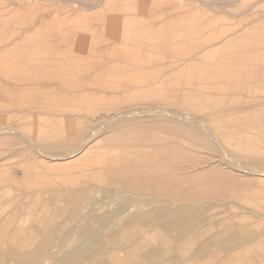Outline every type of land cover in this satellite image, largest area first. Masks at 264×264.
Instances as JSON below:
<instances>
[{
	"label": "rangeland",
	"instance_id": "374dc122",
	"mask_svg": "<svg viewBox=\"0 0 264 264\" xmlns=\"http://www.w3.org/2000/svg\"><path fill=\"white\" fill-rule=\"evenodd\" d=\"M169 1H170V3H169ZM206 1L211 2L212 0H206ZM227 1L228 0H225L224 2H223V0H213L212 2H219L220 4L224 3L223 6L221 5L222 7H219L216 9L205 7L203 5V3H200L197 1H192V2L190 1L192 3L191 9L187 11L186 8H181V7L179 9L177 8V7H179L177 0H160L159 4L161 7L159 8V10H161V11H159V12L161 14L159 16H160V18H162V17L165 18L163 23H166L165 26L167 25L166 27H168V29L167 28L166 29L169 30V34H171L172 31H175V29H173V26H175V25L172 23L173 19L175 18L174 16L175 15H177V16L183 15L184 13H190V14L192 13L195 20L198 21V23L201 22L200 24H201V26H203L202 28L204 29V30L202 29L203 33H207V30H208V34H211L212 31L215 33L219 32V31L213 30L217 25V22H215V20H216L218 14L220 16L223 15L222 16V18L224 17L223 21L218 22V24H219V26H221L220 30L222 28H225L226 36L227 35L229 36V34L231 33V29L233 30L234 25H235L234 28L239 29L241 27H238V25H240L241 23H249V21L250 22L253 21L252 13L256 10H254V7H251V6H252V3L254 1L257 2V0H242L241 3H239L237 6H234V9L232 6L230 7V5L228 6L227 4H225V2H227ZM261 1L264 2V0H258V2H261ZM44 4H45V2H44ZM261 5H262V3H261ZM2 7L3 6L0 4V12L2 11L1 10ZM227 7H228V9H227ZM221 8L223 9L224 12L220 11ZM41 9L42 8L32 9L33 13H36V14H33L31 16V19H34L35 15H38V17L36 19H34V21L31 20L32 21L31 23H34L35 25H37L39 23L41 24L40 17L43 18V16L46 17V19H47V17L49 16L48 13H44L45 11L43 9L42 10ZM250 9H252V11ZM258 9H260V8L258 7ZM247 11H251V12L248 13ZM2 12L0 14V18H1L0 22H2L0 26H3L4 28L7 27L6 28L7 30L14 28L15 25L19 26L17 20H14L13 17L8 16V18L6 20L3 19V17H1V16H3ZM216 12H217V14H216ZM258 14H259V11H258ZM133 15H134L135 19L132 22L136 23L135 21L137 20V21H139V23H136V25L132 24L131 26H129V29L137 28V30L135 32L141 33V34H146L147 33L146 31H148L147 26H148L149 22L148 21L146 22L145 19H144L145 21L142 20V16L138 17L136 12L130 13L131 17ZM140 15H141V13H140ZM237 15H239V18L237 17ZM209 16H210V18H209ZM231 17L233 20L231 19ZM167 19H169V20H167ZM239 20H240V22H239ZM170 21H171V23H170ZM78 24H79V21L74 22L71 25V27L76 28L77 31L88 30L86 28H83L82 26H78ZM95 24L98 25V22H94L93 24H90V26L92 27ZM157 25H154V26H157ZM37 26H39V25H37ZM43 27L49 28L51 26H50V24H43ZM57 28H58L57 26L52 27L51 29L49 28L47 31V34L44 36L46 41H49V46L52 43V47L56 50V48L58 47V44H60V46L62 48L61 50L65 51V54L68 52H72L71 51L72 47L70 45L72 43H74V41H76V38L71 37L70 34H67L65 37L62 38L63 39L62 41H61V39L59 40V38L55 37V36H57V33L59 32L58 31L59 28L58 29ZM100 29L101 28H99V26H97V28H95V29H92L93 32L91 35L80 34V32H77L78 34L83 36V38L78 37L77 40H80V42H83V41L84 42L85 41L92 42L91 40H94V41H97L100 43L101 42H103V43L107 42L108 43V42H113L115 40H118L119 34H121V37L124 40L125 39L128 40V38L130 39V37H126L125 32L121 33L117 27L112 28L111 30H105V29L100 30ZM65 32L68 33V31H65ZM87 32L88 31H86V33ZM3 34L0 35V40L3 39ZM174 38L184 39L186 42H192V43L199 42V41L203 40L201 35H198V36L187 35V37L186 36L182 37L178 34V36H176ZM155 39L161 40V37L160 38L155 37ZM169 39H172V38H169ZM198 39H199V41H198ZM189 40H191V41H189ZM192 40H194V41H192ZM208 40L211 42L213 41L211 36H209ZM32 46L34 47V49H38V47L36 45L33 44ZM45 48H44V50H47V48L50 49V47H46V46H45ZM196 48H197V46H196V44H194V49H196ZM241 50L242 49L240 47V50H238V51H241ZM227 52L228 51L226 50L225 53L227 54ZM230 54H233L232 56H235L238 54V52H235V51L232 52L231 51ZM240 54H242V52H240ZM224 57H223V59L221 58L223 60V63H222L223 65H226L228 63L231 67H235L236 69L241 68L238 70L245 71V70H243V67H241V66H244L243 63H245V62H242L240 60L241 57H239L238 61H232L233 58L228 59V58H230V56L227 57L225 55ZM226 59L231 60V62H226L225 61ZM217 60H218V57L217 58L216 57H212V58L209 57L208 59L204 60L203 62L202 61H199L198 63L194 62L197 66H195L191 70L184 69L185 66H183L184 65L183 60H174V59H161L158 61L153 60L151 63H149V65H147L149 68L147 66H144L143 67L144 69L143 68L141 69L142 73H144L146 71L144 74H142L140 72L142 75L141 74L139 75V72H138V74H136L135 71H133L134 72V74H133V73H131L132 71L130 72L129 70H120V68H117L116 71H114L113 73L112 72H110V73L109 72L108 73H105V72L99 73L100 71L99 72L98 71H93V72L90 71V73H89V71L87 72V70L86 71L76 70V71H73L70 73H57V71L56 72L52 71L51 72L52 74L51 73H46V74L41 73L40 74V73H33V72H29V73H25V74L11 75V76L5 75V74H0V128H2V127H16V128L22 129L26 134L30 135L31 137H35L38 140V142L41 143V145L39 144V146L41 148L40 150L45 151L44 153L48 152V155H49V153L50 154H53V153L59 154V152H60V154H62L66 151L68 152V150L69 151L74 150L78 146L77 139L82 135H83L82 137L87 136V134L90 131V127L93 125V122H94L93 119L97 118L98 117L97 115L103 114V112L106 113V112H110V111L113 112L114 110L132 109L128 105H131V107L134 106L133 108H135V109L138 107L137 109L139 111L144 112L145 109H147L146 111H149L148 110L149 108L151 109L152 106H156L155 104H157V106H158L159 104L162 105L164 103L163 107H165L164 105H168V106H166V108L170 107V105L172 104L171 109L168 108L172 111H173L172 108H174V111H177L179 108L181 110L184 109L185 111L198 113L199 116H201L202 118L204 117L203 119H207V117H208L207 121L210 122L211 126L214 129H216L219 136L223 139L222 142L224 143L228 152L232 153L233 155L235 154L236 155L235 157L238 158L237 160L240 162L242 161L243 164L247 168L251 169L250 170L251 172H253V174L250 175V177H248L249 178L248 180H250V179H254V180L252 182H251V180L248 183L246 182L244 184V186H240L239 184H235V186L229 185L227 187L226 186H222L220 188L217 187L215 194L210 193L211 195L204 196L202 198L203 202L200 201L201 199L195 200V201H190V202L187 201V203L190 204L194 208L195 212L197 209L201 213L202 218L199 217V218L195 219V222L191 223V225L194 226L192 228L193 232L191 234L186 235L183 238H179V240H178L177 232H173L171 234L165 233L160 228V225H159V227H156V228H149V227H145V226L140 227L139 233L133 235L132 237L126 236L122 239H119L116 242H111L108 239V235L104 234L102 237L104 244L102 246L109 247V248L104 250V252L101 251L102 256H100L99 259L103 264H104V262H105V264H141V263H143L142 262L143 258H145L146 255H147V257L151 256L152 253L154 252V250H155V252L158 253V255L154 258H151V259L149 258V260H147V257H146L145 261H147V262H145V263H148V261H149V263H152V264H161V263L162 264H264V234H263L264 233V176H262L261 174H259V176H258V175H256L257 173L254 174L255 171L259 172V171L264 170V162H263L264 161V69L262 67L264 65V60L262 62H258L257 66H259V67L256 68V66H255V69H252L251 73H248L247 71H245L244 73H238V72L235 73L234 71H237L236 69H230L229 72L225 73V75H224V73L223 74L221 73L222 68L219 67ZM71 62H72V60L65 59L66 64L71 63ZM177 62H178V64H175ZM56 63H61V62L57 60L54 65H57ZM86 63H88V62H86ZM100 63L103 64L102 66L107 65V63L105 61L103 62L102 60ZM159 63H161V64H159ZM164 63H166V64H164ZM180 63H182V65H180ZM39 64H46V65L51 64L52 65V62L49 61V59L48 60H42V61L39 60ZM246 64H249V63H246ZM121 65H122L121 63L117 64V66H120V67H121ZM162 65H164L165 67ZM168 65H169V67H168ZM77 66L82 67L81 63H79ZM159 67H161V69ZM166 67H167V69H166ZM145 68H146V70H145ZM155 68L156 69L158 68V71ZM205 68L207 71L204 70ZM170 69L173 72L170 73V71H171ZM178 69H180L181 73H179L180 71ZM152 70H154V71H152ZM155 70H156L157 75L154 73ZM174 70H175V72H174ZM149 71L151 72L150 73L151 75L149 74ZM159 71H161V72H159ZM208 71L209 72L211 71L210 72L211 75L209 74ZM97 72L99 75L97 74ZM128 72H130V73L127 74ZM147 72H148V74H147ZM206 72L209 74V76L206 74ZM213 72H214V74H213L214 77L212 75ZM31 73H33V75ZM117 73H119L121 75H118ZM172 73L173 74L175 73V74L173 75ZM253 73H254V75H253ZM103 74L105 76H101ZM85 75H87V77H85ZM170 75H171V79H170ZM182 75H183V77H182ZM185 75H186V77L184 78ZM220 75L222 77H220ZM234 75H236L237 77ZM55 76H57L58 78ZM140 76H144V77H140ZM148 76H150V77H148ZM151 76H153V77H151ZM156 76H158V78ZM76 77H78V79H76L77 81H75ZM91 77L93 79H91ZM106 77H108V78H106ZM179 77L181 79H179ZM86 78H87V80H86ZM97 78H99V79H97ZM244 78H246V79H244ZM108 79H110V80H108ZM138 79H140V80H138ZM154 79L156 80V82L157 81L158 82L162 81V83L164 82L163 86L161 85V83H160L161 86L159 84L155 85L156 82H154L155 81ZM176 79H178V80H176ZM82 80L83 81L85 80L84 83ZM89 80H90V82H88ZM113 80L116 84H113L114 83ZM143 80H144V82H143ZM168 80H170V81H168ZM215 80H216V82H215ZM177 81H178V83H177ZM66 82H68V83H66ZM99 82L102 85L105 82L104 86H102L100 84L98 85ZM182 82L184 83V85L182 84ZM189 82H190V84H189ZM81 83H83L84 87H83V85H81ZM27 84H30V85H27ZM164 84H166V85H164ZM205 84H207V85H205ZM33 85H35L37 87V89L34 88L35 86H33ZM66 85H68V87H66ZM107 85H109V86H107ZM139 85H141V86L139 87ZM195 85H198V86L194 87ZM146 86H148V89H146L147 88ZM149 86H153V87H149ZM208 86H209V88H208ZM215 86H217V87H215ZM55 87H57L58 89ZM104 87H105V89H104ZM121 87H123V88L121 89ZM129 87H130V89H129ZM142 87H143V89H141ZM6 88L7 89L9 88L8 91L6 90ZM137 88H139V89H137ZM12 89H15V90L20 89L21 91L18 90L15 93V91H11ZM27 89H29V90H27ZM30 89L32 91H30ZM35 89L38 91H36ZM26 90H27V92L28 91L29 92L26 93ZM40 90H42V91L40 92ZM56 90H58V91H56ZM59 90H64V91H61V94L65 93L66 95L63 94L64 96H62L59 93L60 92ZM131 90H133V91H131ZM182 90H183V92H182ZM34 91H36V92H34ZM65 91H68V92H65ZM96 91H97V93H96ZM171 91H172V93H171ZM38 93H39V95H38ZM70 93H72L74 95H72ZM143 93H145V94H143ZM150 93H152V94H150ZM56 94L58 95V97ZM223 94H225V95H223ZM33 95L36 97H34ZM41 95H42V97H40ZM48 95H49V97H48ZM177 95H181V97L177 96ZM22 96H24L25 99ZM75 96L77 97V99L75 98ZM134 96L136 98H132ZM156 96L158 98L155 99ZM190 96L194 97V99L190 100L188 98ZM198 96L201 97V100L197 99ZM31 97H32V99H31ZM46 97L48 99H46ZM122 97H123V99H125L124 101H123V99H121ZM126 97H130V98H132V100L130 98H126ZM139 97H143L144 99L141 98V101H140ZM108 98H110L111 100L108 101ZM146 98L150 101L152 99V101H153V102H151L153 104V105L151 104L152 106L149 105L150 101L145 100ZM172 98H174L175 101L172 100ZM179 98L182 99V102H181V99H179ZM16 99L18 100V102H20V99H21V101H22V102H20L21 104L20 103L18 104V102L15 101ZM35 99H36V101H35ZM133 99H134V101H133ZM137 99L139 100L138 102H137ZM25 100H26V102H25ZM28 100H30V102H28ZM38 100H39V102H38ZM130 100L133 102L130 103ZM164 100L168 103L164 102ZM93 101H95V102H93ZM97 101H99V102L97 103ZM106 101H107V103H106ZM144 101H145V104H144ZM173 101H174V104H173ZM84 102H85V104H87L89 106L85 105ZM110 102H111V104L109 105ZM141 102L144 106H146L145 109H144V106L141 104ZM24 103H26V104H24ZM104 103H106V104H104ZM115 103H116V105H115ZM146 103H148V104H146ZM49 104L50 105L53 104V105L50 106ZM137 104L139 106H137ZM54 105H55V107H54ZM79 105H80V107H79ZM103 105H104V107H103ZM105 105H107V106H105ZM148 106H150V107H148ZM222 107H223V109H222ZM79 108H82V109H79ZM85 108H89V111ZM105 110H107V111H105ZM108 110H110V111H108ZM29 111H30V113H29ZM211 114H212V116H211ZM57 115H59V116H57ZM71 116L73 118H71ZM58 117H60V118H58ZM244 117L246 119H244ZM1 119H3L4 121ZM76 119H78V120H76ZM1 121H3V122H1ZM10 121H11V123H10ZM150 121L151 120L146 119V118H142V117H136V118H132L130 120H126V119L117 120L114 123L110 124L111 127L110 126L106 127L104 129L105 131L104 130L102 131L101 136L104 138L109 136V138H110V135H112L114 132H119V133L127 132L124 129L128 130V127H130V126L133 128L143 127V125L146 126L147 124H150L151 123ZM4 122H6V123H4ZM126 122H130L131 124H127ZM75 124H77V125H75ZM81 124H83V125H81ZM85 128L87 130H85ZM70 129H73V131H75V133H73ZM147 130H150L151 132H149ZM182 130L183 129L179 130L181 135L184 136L188 141H191V143L196 144V145L199 144L198 149H195L198 151H192L189 154V158L192 159L196 164L201 163L205 159H215V160H218L217 164L218 165L220 164V167H218L217 164H213V168L217 167L218 169L224 170L223 173L221 171H220L221 173H218V174H220L219 176L221 177L222 180L224 178L225 179L227 178V180H229V178H232L233 176L234 177L239 176V178L241 176H244V174H242V173H241L242 174L241 176L239 175L240 173L236 171L237 169L234 166V163L231 162L233 165L231 163H229L230 161L227 159V156L224 153L223 149L219 145L216 144V142L212 139V137L210 135L208 136V135L204 134L202 131H199L196 129H194V132H192L193 134L192 133L190 134L188 132H187V134H185L186 132H184ZM152 131L154 133H152ZM144 132L146 133V135ZM161 132H163V131L161 129H159V125H158V128L145 129V131L143 130L141 133L143 135H145L144 137H148V138L150 135L152 136L154 134H157V135H154L155 139H164V138L167 139L168 134H164V133L162 134ZM150 133H152V134H150ZM158 133H159V135H158ZM147 134H148V136H147ZM164 135H165V137H164ZM130 136L131 135L128 133L119 134L116 136L115 139L113 137V138L109 139L108 141H104L103 144H101V145L102 146L104 145L107 148H114V146H115V148H117L119 145H121V142L123 143V142H127V141H132L134 137L133 136L130 137ZM151 136H150V138L153 137V136L152 137ZM21 137H23V136L19 135V136H16L14 138H11L10 136H4L2 138V140L0 138V140H1L0 141V155L2 156L0 158V161L2 159L3 160L6 159L8 156L12 158L11 159L8 157L9 160L6 159V161H5L6 163L1 162V164L2 165L4 164V166H7L12 172H16L17 175H19V176L23 175L24 170L29 169L31 176L34 175L33 179H34V182L36 184V187H34V188H36L37 190H42L43 192H41L40 194H33V196H32V194H29V192L34 188L32 187V189H30V184L25 183V181L19 186V188H18V186L16 189L14 188L15 190L13 188H4L2 190L0 189V197H1V193L4 192L2 194V198H4V199H2V198L0 199V218H2V219L6 218V221H2L0 224V225L3 224V229H4V230H0V232H1L0 233V239L1 238H6V239L10 238L8 240H11V242L16 243V239H14V236L16 235L17 232L15 233V229L18 227L19 224H23L26 221V224L24 226H25V229H27V230L30 228L31 225H33L32 223H34L36 225V226L35 225L31 226L34 228H40V227H44L47 225H52V226L58 227L59 232L61 233L60 237L66 239V241L69 244V249L71 251H75L77 249L82 250L83 246L87 248V245L90 243L88 240H83L81 235L78 233L69 232V230L72 227H75V225L76 226L78 225L77 224L78 222L74 221V219L71 218V216L74 214V210H77V209L80 210V208H82L86 204V200L92 196L95 199L94 201L97 202L96 209L99 210V208H100L98 214L101 215L102 213L104 214V211H105V213H107L109 211L111 212V211L115 210V208L117 209L119 206L118 200L114 197L112 198V194L106 193V192L110 191L113 186H108V185L104 184V182L102 180L103 172L92 173V175H91V173H88V174L86 173L87 168H85L81 164L78 166H76V165L72 166V164L74 163L73 159L64 161V160H55L54 158H49L48 156L47 157H41L39 155L37 156V153H35L34 148H32L30 145H28V143H25L23 146L22 145L17 146V144H19L20 142H24L23 140H25L24 138H21ZM102 137L100 139H102ZM71 138H73L75 140L72 141V140H70ZM200 138H201V140H200ZM3 139H5V140H3ZM18 140H20V141H18ZM120 140H121V142H120ZM202 140L205 142H203ZM45 142H47V143H45ZM150 144L153 147H155V146L158 147L160 145V141H156V142L152 141ZM213 146H215V149L216 148L217 149L213 150L214 149ZM42 147H45V148L43 149ZM50 149H52V150H50ZM204 149H206V150H204ZM218 149L220 150V152ZM17 150H19V151H17ZM27 150H28V152H27ZM200 150L202 151V153ZM53 151H55V152H53ZM218 152L220 153V155ZM31 153H32V156H31ZM2 154L6 155V157ZM22 154H23V156H21ZM33 154H35L36 156L35 155L33 156ZM105 154H107V153H105ZM223 154H224V156H221ZM17 155H19V157H17V159H15V157ZM26 155H28V156H26ZM102 155H100V156H102ZM205 156H206V158H204ZM25 157L27 158V160ZM79 157H77V158H79ZM19 158H20V160H19ZM29 158H31L32 160H29ZM41 158H43V159H41ZM77 158H75V159H77ZM107 158H108V154L106 155V157H105V155H103V157L100 158L101 165H96L95 167L93 166L91 168L98 169V170L101 168H104L105 165H108V163L106 162ZM168 158L172 159V156L170 155ZM246 158H248V159H246ZM58 161H60V163ZM61 162L63 163V165ZM71 162H73L71 165H67V164H70ZM251 162H252V164H251ZM255 162L258 164L256 165ZM14 163H16V164H14ZM20 163H23V164L21 165ZM48 163H50V164H48ZM65 163H66V165H65ZM104 163H105V165H104ZM223 163H224V165H223ZM230 164L232 166H230ZM249 164L251 167L249 166ZM57 165H59V166L57 167ZM19 166H20V168H18ZM259 166H260V168H259ZM229 167H231V168H229ZM257 168H259V169H257ZM229 170H231L233 172L230 171V173H229ZM67 171L70 172V174H68ZM73 172H75V174L78 176H76ZM96 174L97 175L100 174V175H98L100 179L98 178V176ZM70 175H72V176H70ZM88 175L91 177H89ZM171 175L172 176H174V175L179 176L180 174H178V173L176 174V173L172 172ZM62 176H64V177H62ZM81 176H84V177H81ZM179 177H181V176H179ZM213 177L215 178L214 175L212 176V178ZM261 177H262V179H261ZM212 178H210V179H212ZM92 184H94V185H92ZM6 185L7 184L0 182V187H7ZM106 186H107V188H106ZM97 187H99V188H97ZM101 188H103V189H101ZM113 188L114 189H112L111 191H115V187H113ZM18 191H19V193H20V191L23 193L22 194L23 197H22V195H20V196L15 195V194H17ZM55 192H58V193L60 192V195L57 196V198H56L57 202L54 201L53 202L54 205L52 207L51 206L52 204H49V201H51L53 199L52 197L55 195ZM81 192L83 195L82 196L80 195V197H79L78 194ZM103 192H105V193L103 194ZM93 193H95V194H93ZM145 193L146 194L143 197H141V201H145V200L149 201L151 203V208H149V209L176 208L178 210L179 208H177V207H179L180 204L183 203V201H181L182 202L181 203L180 201H175V200H172L169 202L168 201L166 202L165 200H163V201L155 202V204H154L152 202L153 196L147 194V192H145ZM76 194L78 197H76ZM106 194L108 197L110 195L111 196L109 198L105 197ZM129 195H131V193L125 194V196L128 199H133V198L137 197L135 195H133L134 197L132 195L130 197ZM15 196H16V198H15ZM25 196H27V197H25ZM49 196H51V197H49ZM101 196H102V198H101ZM12 197H13V199H17V200H13ZM19 197H21L22 199H20ZM208 197H209V199H208ZM18 198L20 199V201ZM3 200H5V201H3ZM6 200H8V202L9 201H11V202L8 204ZM46 200H47L48 204L45 206H42L41 203H45L44 201H46ZM61 200H62V202H61ZM225 201H227L228 203ZM1 202H2V204H1ZM3 202L7 203V205L3 204ZM113 202H114V204H112ZM196 202H198V203H196ZM210 202H212V203H210ZM14 203H15V205H14ZM25 203H26V205H25ZM169 203H171V204H169ZM172 203H174V204L172 205ZM201 203H203V204H201ZM216 203H218V204L216 205ZM16 204H18V206ZM20 204L23 205V207H21L22 209L20 208V206H21ZM27 204H31V205H27ZM199 204H201L200 208H198ZM209 204L210 205L215 204V205H212V207L216 206L217 208L215 207L213 209ZM227 204H228V206H224ZM152 205H153V208H152ZM176 205H177V207H176ZM218 205H220V206L218 207ZM24 206H25V208H24ZM195 206H197V208ZM43 207L46 209H44ZM72 208L74 210H72ZM211 208H212V210H211ZM18 209H20V211ZM40 209H41V211H40ZM46 210L47 211L49 210V215H42V214L39 215V212L43 213V214H48L46 212ZM8 212L11 215H9ZM35 214L38 216H36ZM12 215H13V217H12ZM4 216H6V217H4ZM40 216H42V218H44V219L41 220ZM46 216H48V217H46ZM10 217H12V218L10 219ZM69 217H70V219H68ZM7 218H9V219H7ZM205 218H207V219H205ZM125 219L130 220L129 216H127ZM72 221L74 224L72 223ZM40 222H42V224ZM62 222L64 224H62ZM221 222H223V223H221ZM36 223H38V225ZM88 224H89V228H91L92 224L87 223V225ZM203 225H205V226L203 227ZM217 225H219V226H217ZM201 228H204V229L201 230ZM10 229H11V231H10ZM146 231H147V233H146ZM26 232H27L26 230H23L21 232H18L17 235H20V233H21V235L29 234L28 232L27 233ZM70 233H72V234H70ZM147 234H149L151 237ZM73 235H74V237H73ZM79 235H80V237H79ZM68 236L70 239L68 238ZM71 237H72V239H71ZM75 237H79V238H75ZM176 237H177V239H176ZM73 239H75V241ZM174 239L178 240V241L175 242V241H173ZM208 239H210V240H208ZM248 240L249 241L252 240V241L248 243ZM85 241L86 242L88 241V243H86ZM74 243H77V244H74ZM78 246L80 248H78ZM86 248H84V249H86ZM237 248L239 250H236ZM121 249H122V251H121ZM163 249H164V251H163ZM82 251H84V250H82ZM159 251H161V252H159ZM61 252L62 251H59V252L54 251L53 253L55 255L58 253V255H59L58 258L61 259L64 257V254H65L64 252H62V253ZM160 253H163V254L160 255ZM226 253H228V256L226 255ZM62 254H63V256H62ZM140 257H142V259H140ZM102 259H103V261H102ZM165 260H167V261H165ZM171 260H173V261H171ZM180 260H181V262H180ZM177 261H179V262H177ZM45 264H54V263L52 261H48Z\"/></svg>",
	"mask_w": 264,
	"mask_h": 264
},
{
	"label": "bare ground",
	"instance_id": "6f19581e",
	"mask_svg": "<svg viewBox=\"0 0 264 264\" xmlns=\"http://www.w3.org/2000/svg\"><path fill=\"white\" fill-rule=\"evenodd\" d=\"M190 1L191 2L197 1V2L203 3V5L205 7L213 8V9L222 7L224 5V3L220 4L219 2H212L213 0L211 2H207L206 0H177L178 6H179L177 8L179 9L181 7V8H186L187 11L190 10L191 5H192V3ZM224 1L225 0H223V2ZM241 1L242 0H228L227 2H225V4H227L228 6L230 5V7L232 6L234 9V6H237L239 3H241ZM44 2H45V4H44ZM254 2L252 3V6H251V7H254V10H256L252 13L253 21H251V22L249 21V23H241L240 25H238V27H241L239 29L234 28V26H235L234 25L233 30L231 29V33L229 34V36L227 35L228 36L227 37L226 32H225V28H222L220 30L221 26H219L218 22L223 21L224 17L222 18L223 15L220 16L219 14L215 20V22H217V25L213 29V30L219 31L218 33L217 32L215 33L212 31L211 34H208V30H207V33H203L204 29L202 28L203 26H201V24H200L201 22L198 23V21L195 20L192 13L191 14L190 13H184L183 15H178V16L175 15L174 16L175 18L173 19L172 23L175 25V26H173V29H175V31H172V33H171L172 35L169 34V30H167L168 27H166L167 25L165 26L166 23H163L165 18H163V17L160 18V16H159L161 14L159 12V11H161V10H159V8L161 7L159 4L160 0H0V4L3 6L1 9L3 11V12L1 11L3 13V16H1V17H3V19H5V20L8 18V16L13 17L14 20H17L18 25H19V26L15 25V27L10 29V30H7L6 29L7 27L4 28L3 26H0V35H2L4 33L3 39L0 40V74H5V75H9V76L17 75V74H25V73H29V72L46 74V73H51L52 71H55V72L57 71V73H70V72H73L76 70H78V71H86L87 70V72L89 71V73H90V71H92V72L93 71H98V72L100 71L99 73H101V72L102 73L103 72H105V73L112 72L113 73L114 71H116L117 68H120V70H129L130 72L132 71L131 73H133V74H134L133 71H135L136 74H138V72H139V75H140L142 73L141 69L144 66L149 65V63H151L153 60L154 61H156V60L158 61L161 59L183 60L184 61L183 66H185L184 69L191 70L195 66H197L195 63H198L199 61L203 62L204 60L208 59L209 57H211V58L212 57H216V58L218 57L217 62L219 64V67L222 68V70L220 69L221 73L222 74L224 73V75H225V73L229 72L230 69H236L235 67H231L228 63L226 65L222 64L223 63L222 59L225 55L227 57L230 56V58H228V59L233 58L232 61H238L239 57H241L240 60L242 62H245V63H243L244 66H241V67H243V70L247 71L248 73H251L252 69H255V66H256V68L259 67V66H257V63L262 62L264 60V48H263L264 47V2L263 1L258 2V0H257V2H255V3ZM169 3H170V1H169ZM261 3H262V5H261ZM258 7L260 9H258ZM34 8H42L45 11L44 13H48V15H49L47 17V19L44 16H43V18L40 17L41 24L40 23L37 24L39 26L35 25L34 23H31L32 21H34V19H36L38 17V15H35V18L31 19V16L33 14H36V13H33L32 9H34ZM227 9H228V7H227ZM250 10L252 11V9H250ZM220 11H223V9L221 8ZM251 11H247V12L250 13ZM258 11H259L260 15L258 14ZM1 12H0V14H1ZM131 12H136L138 17L142 16V20L145 19L146 22L147 21L149 22V24L147 26L148 31H146L147 33L145 32L146 34H141V33L135 32L137 30V28L129 29V26H131L132 24L136 25V23H139V21H137V20L135 21L136 23L132 22V21H134L135 17H134V15L132 17L130 16ZM217 12H216V14H217ZM140 13H141V15H140ZM237 17L239 18V15H237ZM209 18H210V16H209ZM231 19H232V17H231ZM0 20H1V18H0ZM167 20H169V19H167ZM77 21H79L78 26H82L83 28L88 29V30H86V31H88L87 33L85 30L77 31L76 28L71 27V25ZM94 22H98V25L95 24L91 27L90 24H93ZM239 22H240V20H239ZM1 23L2 22H0V25H1ZM170 23H171V21H170ZM43 24H50V26H51V27H49L50 29L52 27L57 26L59 28V30H58L59 32L57 31L58 33H57V36H55V37L59 38V40L61 39V41L63 40L62 38L65 37L67 34H70L71 37L76 38V41H74V43H72L70 45L72 47L71 48L72 52H68L65 54V51L61 50L62 48H61L60 44H58V47L56 48V50L52 47V43L49 46V41H46V39L44 37L47 34V31L49 28H44ZM154 25H157V26H154ZM97 26H99V28L105 29V30H111L112 28L117 27L121 33L125 32L126 37H130V39L128 38V40H126V39L124 40V39H122L121 34H119L118 40H115L113 42H108V43L107 42H105V43L101 42L100 43V42H97L94 40H91L92 42H90V41L89 42L88 41L80 42V40H77L78 37L83 38V36H81L80 34L91 35L93 32L92 29L97 28ZM65 31H68V33H66ZM77 32H80V34H78ZM178 34L182 37L183 36L187 37V35H196V36L201 35L203 40L199 41V39H198L199 42H194V43L186 42L184 39L174 38V37L178 36ZM209 36L212 37V39H213L212 42L208 40ZM155 37H159V38L161 37V40H159V39L156 40ZM169 38H172V39H169ZM189 41H191V40H189ZM192 41H194V40H192ZM33 44L36 45L38 47V49H34V47L32 46ZM194 44H196V46H197L196 49H194ZM45 46L50 47V49L47 48V50H44ZM240 47L242 50L238 51V50H240ZM226 50L228 51L227 52L228 55L225 53ZM231 51L232 52L233 51L238 52V54L235 56H232L234 53L230 54ZM240 52H242V54H240ZM48 59H49V61L52 62V65L51 64L50 65L39 64V60L42 61V60H48ZM65 59L72 60V62L66 64ZM57 60L60 61L61 63H56L57 65H54ZM101 60L103 62L105 61L107 63V65L102 66L103 64L100 63ZM225 61L231 62V60H227V59ZM86 62H88V63H86ZM79 63H81L82 67L77 66ZM118 63L122 64L121 67L117 66ZM246 63H249V64H246ZM159 64H161V63H159ZM164 64H166V63H164ZM175 64H178V62ZM169 65H168V67H169ZM180 65H182V63H180ZM162 66H164V65H162ZM262 67L264 69V65ZM146 68H145V70H146ZM159 68L161 69V67H159ZM166 69H167V67H166ZM238 69H241V68H237L236 69L237 71H234V72L235 73H237V72L238 73H244L245 72V71H240ZM156 70L158 71V68ZM156 70L154 72L155 74H156ZM178 70L180 71V69H178ZM204 70H206V68ZM152 71H154V70H152ZM98 72H97V74H98ZM130 72H128L127 74H129ZM159 72H161V71H159ZM171 72H173V71L171 70L170 73ZM174 72H175V70H174ZM210 72H209V74L211 75ZM33 73H31V74L33 75ZM144 73H142V74H144ZM150 73L151 72L149 71V74ZM179 73H181V71ZM117 74L121 75L119 73H117ZM147 74H148V72H147ZM206 74L209 76V74L207 72H206ZM213 74H214V72L212 73V75ZM253 75H254V73H253ZM101 76H105V75L103 74ZM144 76H140V77H144ZM234 76H236V75H234ZM55 77H57V76H55ZM85 77H87V75H85ZM92 77H91V79L94 78V77L93 78ZM148 77H150V76H148ZM151 77H153V76H151ZM156 77L158 78V76H156ZM182 77H183V75H182ZM185 77H186V75L184 76V78ZM213 77H214V75H213ZM220 77H222V76L220 75ZM106 78H108V77H106ZM76 79H78V77L75 78V81H77ZM97 79H99V78H97ZM170 79H171V75H170ZM179 79H181V78L179 77ZM244 79H246V78H244ZM86 80H87V78H86ZM108 80H110V79H108ZM138 80H140V79H138ZM176 80H178V79H176ZM216 80H215V82H216ZM84 81H83V83H84ZM168 81H170V80H168ZM88 82H90V80ZM113 82H114V80H113ZM143 82H144V80H143ZM154 82H156V80ZM66 83H68V82H66ZM83 83H81V85H83ZM104 83L102 85L99 82L98 85L100 84V85L104 86ZM160 83L163 86L164 82L162 83V81L161 82L157 81L155 85H158V84L160 85ZM177 83H178V81H177ZM113 84H116V83L114 82ZM182 84L184 85L183 82H182ZM189 84H190V82H189ZM27 85H30V84H27ZM164 85H166V84H164ZM205 85H207V84H205ZM33 86H35V85H33ZM107 86H109V85H107ZM140 86L141 85H139V87ZM196 86H198V85H195L194 87H196ZM66 87H68V85H66ZM83 87H84V85H83ZM146 87H147L146 89H148V86H146ZM149 87H153V86H149ZM215 87H217V86H215ZM34 88L37 89L36 86ZM55 88H57V87H55ZM122 88L123 87H121V89ZM208 88H209V86H208ZM8 89L6 88L7 91H8ZM104 89H105V87H104ZM129 89H130V87H129ZM137 89H139V88H137ZM141 89H143V87ZM18 90H20V89H18ZM18 90L12 89L11 91H15V93H16V91H18ZM27 90H29V89H27ZM27 90H26V93L29 92V91L27 92ZM183 90H182V92H183ZM30 91H32V90L30 89ZM36 91H38V90H36ZM36 91H34V92H36ZM41 91L42 90H40V92ZM56 91H58V90H56ZM59 91H60L59 93L61 94V91H64V90H59ZM131 91H133V90H131ZM65 92H68V91H65ZM96 93H97V91H96ZM171 93H172V91H171ZM63 94H65V93H63ZM63 94H61V95L64 96ZM70 94H72V93H70ZM143 94H145V93H143ZM150 94H152V93H150ZM225 94H223V95H225ZM38 95H39V93H38ZM42 95L40 97H42ZM49 95H48V97H49ZM72 95H74V94H72ZM157 96L155 97V99L158 98ZM177 96L181 97V95H177ZM22 97L24 98V96H22ZM34 97H36V96H34ZM57 97H58V95H57ZM143 97H139L140 99L139 98L138 99L141 101V98H143ZM75 98L77 99L76 96H75ZM126 98H130V97H126ZM132 98H136V97L134 96ZM132 98H130V99L132 100ZM188 98L190 100L194 99V97H191V96ZM17 99L15 101L18 102L19 99L18 100ZM31 99H32V97H31ZM46 99H48V98L46 97ZM121 99H123V97ZM138 99H137V102L139 101ZM179 99H181V98H179ZM197 99L201 100V97L198 96ZM109 100H111V99L108 98V101ZM124 100L125 99H123V101ZM131 100H130V103L134 101V99H133V101H131ZM145 100H148V99L146 98ZM172 100H174V98H172ZM35 101H36V99H35ZM148 101H150V100H148ZM174 101H173V104H174ZM20 102H22L21 99H20ZM20 102H18V104ZM25 102H26V100H25ZM28 102H30V100H28ZM38 102H39V100H38ZM93 102H95V101H93ZM98 102L99 101H97V103ZM151 102H153L152 99H151L150 104H149L150 106L153 105ZM164 102H166V101L164 100ZM181 102H182V99H181ZM106 103H107V101H106ZM106 103H104V104H106ZM166 103H168V102H166ZM24 104H26V103H24ZM84 104H85V102H84ZM110 104H111V102L109 103V105ZM141 104H142V102H141ZM144 104H145V101H144ZM146 104H148V103H146ZM163 104L162 105L159 104L158 106H157V104H155L156 106H152L151 109L149 108L148 109L149 111H146L147 110V109H145L146 106H144L142 104L144 106V109H145L144 112L139 111L137 109L138 107L136 109L133 108L134 106L131 107V105H128V106H130V108H132L129 110L121 109V110H114L113 112H111L110 111L111 109H110V110H108L110 112H106V113L103 112V114H99V115H97L98 116L97 118L93 119L94 120L93 125L90 127V131L87 134V136L82 137L83 136L82 135L77 139L78 146L74 150H72V151L68 150V152L66 151L62 154H60V152H59V154H54V153L50 154L49 153V155H48V152L44 153L45 151L40 150L41 148H40L39 144L41 145V143H39L35 137H31L30 135L26 134L22 129H19L16 127H2V128H0L1 140L4 136H10L11 138H14L16 136L21 135V136H23L21 138H24L25 140H23L24 142H20L19 144H17V146H20V145L23 146L25 143H28V145H30L32 148H34L35 153H37V156L38 155L41 157H47L48 156L49 158H54L55 160H64V161L73 159L74 163L71 162L70 164H67V165H71L73 163L72 166L73 165L78 166L81 164L82 166L87 168L86 173L87 174L91 173V175H92V173L103 172L102 180H103L104 184H106L108 186L115 187V191H111L112 189H114L112 187V189L106 193L112 194V198L113 197L116 198L119 202V206L117 209L116 208H115V210L112 209L113 211H111V212L109 211L107 213H105V211H104V214L102 213L101 215L98 214L100 208H99V210L96 209L97 202L94 201L95 199L93 198V196L86 200V204L82 208H80V210H78V209L74 210L72 208V210H74V214L71 216V218H73L74 221H77L78 225L77 226L75 225V227H72L69 230V232L78 233L81 235L83 240H88L90 242L87 245V248L81 244L83 246L82 250H84V251L79 250V249H77L75 251H71L69 249V244L66 241V239L60 237L61 233L59 232V228L56 226L47 225V226L40 227V228H34V227H31V226L35 225L34 223H32L33 225H31L30 228L27 230V229H25V226H24L26 224V221L25 222L23 221L24 222L23 224H19V225L17 224L18 227L15 229V233L26 230L29 234L21 235V233H20V235H17V233H16V235L14 236V239H16V243H13V242H11V240H8L10 238H8V239L1 238L0 239V264H45L48 261H52L54 264H95V263L96 264H103L99 259V257L102 256L101 251L104 252V250L109 248V247L102 246L104 244V241L102 240V237L104 234L108 235V239L111 242H116L119 239H122L126 236L132 237L133 235L139 233L140 227H144V226L149 227V228H156V227H159V225H160V228L165 233L171 234L173 232H177L178 240H179V238H183L186 235L191 234L193 232L192 228L194 226L191 225V223L195 222V219H197L199 217L202 218L201 213L197 209L195 212L194 208L190 204H188L187 201L190 202V201H195V200H200V199H201L200 201H202V198L204 196H209V195H211L210 193L215 194L217 187H219V188L222 186L227 187L229 185L235 186V184H239L240 186H244V184L246 182L248 183L250 180H251V182L254 180V179L248 180L249 179L248 177H250V175H252L253 172H251L250 171L251 169L247 168L243 164L242 161L241 162L238 161L237 160L238 158L235 157L236 156L235 154L233 155L232 153L228 152L224 143L222 142L223 139L219 136L216 129H214L211 126L210 122L207 121L208 117H207V119H203L204 117L202 118L201 116H199L198 113L185 111L184 109L181 110L178 108L179 106L177 107L178 108L177 111H174V108H172L173 109V111H172V110H170L172 104L170 105V107H168L170 109L166 108V106H168V105H164L165 107H163ZM52 105L53 104H51L50 106H52ZM85 105H87V104H85ZM107 105H105V106H107ZM115 105H116V103H115ZM87 106H89V105H87ZM137 106H139V105L137 104ZM150 106H148V107H150ZM54 107H55V105H54ZM79 107H80V105H79ZM103 107H104V105H103ZM79 109H82V108H79ZM85 109H87L89 111V108H85ZM222 109H223V107H222ZM105 111H107V110H105ZM29 113H30V111H29ZM57 116H59V115H57ZM72 116H71V118H73ZM211 116H212V114H211ZM136 117H142V118L149 119V120H151L150 121L151 123L147 124L146 126L143 125V127H139V128H133L130 126V127H128V130L124 129L127 132H121V133L114 132L112 135H110V138H109V136H107L105 138L101 136L102 131L106 127H109L110 124L114 123L115 121L123 120V119L130 120V119L136 118ZM58 118H60V117H58ZM244 119H246V118L244 117ZM1 120H3V119H1ZM76 120H78V119H76ZM3 121H1V122H3ZM4 123H6V122H4ZM10 123H11V121H10ZM126 123L131 124L130 122H126ZM75 125H77V124H75ZM81 125H83V124H81ZM158 125H159V129H161L163 131V132H161L162 134L163 133L168 134L167 139H165V138L164 139H155L154 135H157V134L152 135L153 137L150 135L152 138H150V136L148 138V137H144L146 135L145 132H144L145 135H143L141 133L143 130L145 131V129L158 128ZM181 129H183L182 131L186 132L185 134H187V132L191 134L192 132H194V129H196V130L202 131L204 134H206L208 136L210 135L212 137V139L216 142V144L219 145L223 149L224 153L227 156V159L230 161L229 163H231V162L234 163V166L237 169L236 171L240 173L239 175L241 176L242 174H244V176H241L240 178H239V176L238 177L233 176L232 178H229V180H227V178L225 179L223 177L224 179L222 180L221 177L219 176L220 174H218V173H221V172L223 173L224 170L218 169L217 167L213 168V164H217V162H218V160H215V159H205L204 161L201 160L202 161L201 163L196 164L192 159L189 158V154L192 151H198L195 149H198L199 144L196 145V144L191 143V141H188L184 136L181 135V133L179 131ZM70 130L73 133H75V131H73V129H70ZM85 130H87V129L85 128ZM147 131L151 132L150 130H147ZM126 133H128L134 137L132 141H127V142L122 143L120 140L121 145H119L117 148H115V146H114V148H107L106 146L101 145V144H103L104 141H108L109 139H111L113 137L115 139L117 135L126 134ZM152 133H154V132L152 131ZM152 133H150V134H152ZM158 135H159V133H158ZM147 136H148V134H147ZM101 137H102V139H100ZM164 137H165V135H164ZM3 140H5V139H3ZM70 140L74 141L75 139L71 138ZM200 140H201V138H200ZM18 141H20V140H18ZM152 141H155V142L160 141V145L158 147L157 146L153 147L150 144ZM203 142H205V141H203ZM45 143H47V142H45ZM213 147H214L213 150L217 149V148L215 149V146H213ZM42 148L44 149L45 147H42ZM50 150H52V149H50ZM204 150H206V149H204ZM17 151H19V150H17ZM27 152H28V150H27ZM53 152H55V151H53ZM219 152H220V150H219ZM101 153L102 154L104 153L103 155H105V157L108 154V158L106 161L108 163V165H105V163H104L105 167L99 169L100 170L99 171L98 169H94L91 167H93V166L95 167L96 165H101L100 158L103 157V155ZM105 153H107V154H105ZM201 153H202V151H201ZM2 155H4V154H2ZM34 155L35 154H33V156ZM100 155H102V156H100ZM170 155L172 156V159L168 158ZM219 155H220V153H219ZM4 156L6 157V155H4ZM21 156H23V154ZM26 156H28V155H26ZM31 156H32V153H31ZM221 156H224V154ZM1 157L2 156L0 155V158ZM8 157L6 159H8ZM17 157H19V155H17L15 157V159H17ZM77 157H79V158H77ZM9 158H11V157H9ZM75 158H77V159H75ZM204 158H206V156ZM6 159H4V160L2 159L0 161V182L7 184L6 185L7 187H0L1 190L4 188H13V189L15 188L16 189L17 186L19 188V186L24 181H25V183L30 184V189H32V187L33 188L36 187V184H35L34 179H33L34 175L31 176L29 169L24 170L23 175L19 176V175H17L16 172H12L7 166H4V164L3 165L1 164V162L4 163L6 161ZM41 159H43V158H41ZM246 159H248V158H246ZM19 160H20V158H19ZM26 160H27V158H26ZM29 160H32V159L29 158ZM58 162L60 163V161H58ZM23 163H20V164L22 165ZM50 163H48V164H50ZM14 164H16V163H14ZM231 164H230V166L233 165V164L232 165ZM251 164H252V162H251ZM257 164L258 163H256V165ZM62 165H63V163H62ZM65 165H66V163H65ZM223 165H224V163H223ZM58 166L59 165H57V167ZM249 166H250V164H249ZM218 167H220V164L218 165ZM18 168H20V166ZM229 168H231V167H229ZM259 168H260V166H259ZM259 168H257V169H259ZM230 171L231 170H229V173H230ZM263 171H259V172L255 171L254 174L257 173L256 175H258V176H259V174L264 176ZM172 172H174L176 174L177 173L180 174L179 176H181V177H179L178 175L172 176L171 175ZM231 172H233V171H231ZM73 173L75 174V172H73ZM68 174H70V172H68ZM98 175H100V174H98ZM213 175L215 176V178L214 177L212 178ZM70 176H72V175H70ZM76 176H78V175H76ZM62 177H64V176H62ZM81 177H84V176H81ZM89 177H91V176H89ZM98 178H99V176H98ZM210 178H212V179H210ZM261 179H262V177H261ZM92 185H94V184H92ZM97 188H99V187H97ZM106 188H107V186H106ZM101 189H103V188H101ZM21 191H20L21 194L18 191L17 194H15V195H18V196L22 195L23 193ZM41 192H43V191L37 190L36 188H34L29 192V194H32V196H33V194H40ZM145 192H147V194L153 196L152 202L154 204H155V202H159V201H163V200H165L166 202L167 201L169 202L172 200L180 201V202L183 201V203L181 202L182 204H180L179 207H177V205H176V207L179 208L178 210L176 208L149 209V208H151V203L147 200L141 201V197H143L146 194ZM3 193H1L0 199L2 198ZM104 193L105 192H103V194ZM127 193H131L132 196L135 195L137 197L133 198V199H128L125 196V194H127ZM93 194H95V193H93ZM59 195H60V192L59 193L55 192V195L52 197L53 199L51 201L48 200L49 204H52L51 205L52 207L54 205L53 202L56 201V198ZM78 195L80 197V195L82 196L83 194L81 192ZM131 195H129V196L131 197ZM22 197H23V195H22ZM25 197H27V196H25ZM49 197H51V196H49ZM76 197H78L77 194H76ZM105 197H108L107 194ZM15 198H16V196H15ZM19 198L22 199L21 197H19ZM101 198H102V196H101ZM2 199H4V198H2ZM12 199H13V197H12ZM20 199H19V201H20ZM208 199H209V197H208ZM13 200H17V199H13ZM3 201H5V200H3ZM6 201L9 204L12 200L9 202H8V200H6ZM44 202L45 203H41L42 206H45L48 204L47 200ZM61 202H62V200H61ZM212 202H210V203H212ZM225 202H227V201H225ZM7 203L3 202V204H6V205H7ZM196 203H198V202H196ZM1 204H2V202H1ZM112 204H114V202ZM169 204H171V203H169ZM173 204L174 203H172V205ZM201 204H203V203H201ZM201 204H199L198 208H200ZM217 204L218 203H216V205ZM14 205H15V203H14ZM16 205L18 206V204H16ZM25 205H26V203H25ZM27 205H31V204H27ZM212 205H215V204H211L210 206L212 207ZM219 206L220 205H218V207ZM224 206H228V204L224 205ZM21 207H23V205H21L20 208ZM195 207L197 208V206H195ZM215 207L216 206H214L212 208L214 209ZM24 208H25V206H24ZM152 208H153V205H152ZM212 208H211V210H212ZM44 209H46V208H44ZM18 210L20 211V209H18ZM40 211H41V209H40ZM46 212L48 214H43V213L39 212V215L40 214L49 215V210L48 211L46 210ZM9 215H11V214L9 213ZM36 216H38V215H36ZM127 216H129L130 220L125 219ZM4 217H6V216H4ZM12 217H13V215H12ZM12 217H10V219ZM40 217H41L40 218L41 220L44 219V218H42V216H40ZM46 217H48V216H46ZM0 219H1L0 224L2 221H6V218H4V219L0 218ZM7 219H9V218H7ZM68 219H70V217ZM205 219H207V218H205ZM40 223L42 224V222H40ZM72 223H73V221H72ZM87 223L92 224V227L89 228V224L87 225ZM221 223H223V222H221ZM36 224L38 225V223H36ZM62 224H64V223L62 222ZM205 225H203V227ZM217 226H219V225H217ZM203 229L204 228H201V230H203ZM0 230H4L3 224L0 225ZM10 231H11V229H10ZM146 233H147V231H146ZM70 234H72V233H70ZM80 235H79V237H80ZM147 235H149V234H147ZM73 237H74V235H73ZM79 237H75V238H79ZM68 238H69V236H68ZM71 239H72V237H71ZM176 239H177V237H176ZM73 240L75 241V239H73ZM178 240L174 239L173 241L177 242ZM208 240H210V239H208ZM88 241L87 242L85 241V242L88 243ZM251 241L248 240V243ZM74 244H77V243H74ZM78 248H80V247L78 246ZM84 248H86V249H84ZM236 250H239V249L237 248ZM54 251L64 252L65 253L64 257L59 259L58 253L55 255L53 253ZM121 251H122V249H121ZM163 251H164V249H163ZM159 252H161V251H159ZM161 254H163V253H160V255ZM157 255H158V253L155 252V250H154V252L152 253L151 256L147 257V255H146V257H147V260H149V258L150 259L154 258ZM226 255L228 256V253H226ZM62 256H63V254H62ZM145 258H143V261H142L143 263H141V264H152V263H149V261H148V263H145V262H147V261H145ZM140 259H142V257H140ZM102 261H103V259H102ZM165 261H167V260H165ZM171 261H173V260H171ZM177 262H179V261H177ZM180 262H181V260H180ZM104 264H105V262H104Z\"/></svg>",
	"mask_w": 264,
	"mask_h": 264
}]
</instances>
